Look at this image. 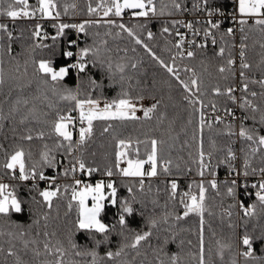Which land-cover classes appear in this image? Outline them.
Wrapping results in <instances>:
<instances>
[{"label":"trees","instance_id":"trees-1","mask_svg":"<svg viewBox=\"0 0 264 264\" xmlns=\"http://www.w3.org/2000/svg\"><path fill=\"white\" fill-rule=\"evenodd\" d=\"M193 1L176 0L180 5ZM54 2L57 6L50 17L38 11L26 19L12 20L0 16V23L6 24L12 33L9 39L6 32H0V71L4 80L0 86V183H3L2 178L10 182V191L15 192L22 209L19 213L12 211L7 216L0 215V264H56L57 261L62 264H94V261L95 264H173L172 257H176L175 264H200L201 228L204 264H264V205L256 199L257 189L250 186L249 193L242 198L244 202L256 205V214L240 216L236 191L232 196L227 192L231 179L222 181L219 190L208 184L213 172H229V165L221 161L227 157L229 148L235 151L238 135H227L226 125L230 123L227 121L211 124V127L205 125L201 131L199 118L203 107L185 100L188 96L202 101L203 105L215 103L219 109L235 105L227 96L216 95L213 91L216 87L224 91L236 83L234 68L227 64L233 56L231 44L227 42L222 46L219 42L199 47L192 57L178 55L179 49L175 47L177 21L172 18L177 9L173 7L172 0H154L156 15L149 13L148 17L132 19H121L114 14H109L110 18L101 17L104 8L97 6L103 0ZM208 4L228 8L231 3L229 0H209ZM38 6V0H28L27 10L35 11ZM89 6L97 11L89 13ZM161 11L163 15H160ZM110 20L114 23H108ZM60 24H84L85 28L78 31L69 27L57 35ZM119 24L131 29L134 35L130 36ZM37 25L39 37L33 34ZM164 27L170 31L163 32ZM260 27L254 23L246 26L245 61L250 67L245 70L251 73V77L246 79L249 90L258 93L256 97L248 98L264 107V99L259 95L264 92V87L258 83L264 80V47H261L264 45V32ZM148 32L153 34L151 39ZM137 38L141 44L136 43ZM221 47L225 49L223 56L218 54ZM84 48L91 51L81 61L79 53ZM69 51L73 53L70 57L65 55ZM152 53L174 67L180 79L177 80L161 66ZM40 60L49 61L54 68L78 62L86 63L87 67L82 73L70 68L59 81L54 82L47 77L48 83L45 84L36 72ZM118 66H123V71ZM221 66L226 68L223 73L219 71ZM193 79L197 81L199 92L191 84ZM181 80L189 84L195 95L185 92ZM69 90L80 100L91 98L112 102L128 98L135 103L154 101L156 107L149 117L144 113L135 114V120H94L92 136L84 144L76 145L79 130L74 131L73 150L69 153V142L54 132L58 116H71L77 109L75 101L61 98ZM124 93L128 95L125 97ZM17 100L20 103H16ZM244 115L251 117V110L244 109ZM255 115L259 120L260 113ZM109 124L112 127L105 132L104 128ZM231 124L233 132H238L236 125ZM245 125L253 126L251 118L245 121ZM255 127L264 134V126L257 123ZM28 135L33 139H24ZM153 139L158 141L157 175L146 176L141 190L143 177H125L117 169L116 153L120 150L117 143L119 140L130 141L128 158L147 160ZM247 143L239 137L243 166ZM20 149L25 152L26 168L36 165L37 173L57 172L67 178L66 183L45 188L41 182L29 185L18 178L13 179V175H18L2 165ZM136 149H139L138 154ZM201 150L205 153V162L210 164L203 178L198 175ZM44 152L53 158L54 167L43 161ZM77 160L83 161L87 169H97L98 174H104L109 168L113 172L110 178L104 179L105 185L108 181L113 182L116 188V203H111L108 196L100 213L101 220L108 227L105 233L94 229L82 230L77 226L79 205L72 200L70 189L76 173L70 166H74ZM249 160L250 173L251 168L264 166L261 153L249 156ZM168 161L170 163L166 164ZM123 164L121 161L120 168L125 167ZM165 164L168 172L164 171ZM150 167V164H145V169ZM202 179L207 189L203 226L198 214L190 213L183 217L184 206L180 203L190 186L191 191L198 195L195 185ZM173 181L178 186L175 199L171 198ZM57 187L59 191L49 207L40 193L47 189L56 191ZM124 201L133 208L131 214L122 212ZM122 214L125 216L124 226L119 224ZM177 216L183 218L177 219ZM145 232L151 235L132 247L135 237ZM242 235H248L252 241L250 257L242 255L247 250L241 241ZM97 240L101 241L99 245ZM45 244L48 245L47 250ZM58 248L61 252L56 251ZM9 250L14 254L9 255ZM118 251L121 253L119 256L109 258L107 255Z\"/></svg>","mask_w":264,"mask_h":264},{"label":"snow or ice","instance_id":"snow-or-ice-1","mask_svg":"<svg viewBox=\"0 0 264 264\" xmlns=\"http://www.w3.org/2000/svg\"><path fill=\"white\" fill-rule=\"evenodd\" d=\"M173 7L179 10L181 8V5L176 2V0H172ZM202 2L207 6L209 0H202ZM237 7L233 11L231 18L233 20H237V14L239 15V19L237 20V23L241 26V31H243V26L249 23V20H254V24L261 26L260 30L261 32H264V0H234ZM6 5V7H5ZM38 8L35 9V11H28V0H0V16H6L11 18L12 20H15L16 18L20 16L24 17H30L34 16L36 14V11L40 12L44 16H52L53 10L56 8V3L54 0H38ZM19 6V7H18ZM74 7V5H73ZM97 7H103V15L105 17L109 16V14H114L115 16L119 17L122 15L123 11L125 9H132V10H139V11H133V15L137 17H148L149 13L152 15H156V6L154 3V0H103L101 5H98ZM89 13L97 11L96 8H92L89 6L88 8ZM224 15V13L220 9H214V10H207V15L210 17L206 20L207 25H209V30H205L204 35L205 37H208L211 35L210 29H217L220 27L219 22H214L211 17L214 15ZM57 16H59V13H56ZM160 15H163V11L160 12ZM108 23H114L113 21H108ZM120 28L124 29L128 32L130 36H133L134 33L131 31V29L125 28L124 24L118 25ZM187 28L192 29L193 24L187 23L185 25ZM73 27L76 28L78 31H84L85 25L79 24V25H69V24H60L58 26L57 35L63 34L64 30L66 28ZM36 31L33 33L35 36L39 37V25L36 26ZM168 27L163 28V32L167 33L169 32ZM0 32H6L9 39L12 38L11 31H8V27L6 24L0 23ZM233 29L228 28L227 34L232 35ZM152 33L148 32V38H152ZM177 35L180 36V40L176 43L175 47L177 49H181L183 43H184V37L179 32H177ZM56 37H53V40H55ZM137 44H141L142 41L140 39H136ZM212 43L215 44L216 41L213 38ZM204 45H198V47H203ZM47 47V45H45ZM144 47L147 51L151 53V49L148 48V46L145 44ZM245 45H241V51L240 56L244 57L245 53L243 51V48ZM261 47H264V45H261ZM91 51L90 48H84L80 51L79 56L81 58V61H83V58L86 57L89 52ZM225 52V49L221 47L219 49V55L223 56ZM184 53L178 52V55H183ZM66 56H72V52L65 53ZM153 58L157 59L158 62L161 64V66L165 67L167 71L171 74H173L177 80L180 79L178 72L174 70V67L169 66L164 63V61L159 60L158 57L155 56L154 53H152ZM194 53L192 51L187 52L188 57H192ZM175 58H173L174 60ZM234 63L232 59H228L227 64L230 66ZM87 65L84 62H78L76 64H71L68 67H61L58 71L54 70L51 66L49 61L46 60H40L38 62V67L36 69V72L40 74L41 82L47 84L48 80L47 77H50L51 81H59L62 80L68 73L70 68H76L78 72H84ZM120 68V71H123V66H118ZM133 68L136 67L135 64L132 65ZM240 67L242 69L249 68L250 65L248 63L241 62ZM219 71L221 73L226 71V68L221 66L219 68ZM240 77L244 78L245 73L241 71L239 73ZM181 85L183 86L185 92L191 93L192 95H195V93H192V88H190L189 84L180 81ZM258 83L261 84L262 87H264V80L258 81ZM4 84L3 80V74L2 71H0V86ZM191 84L193 86H196V91L199 92V87L197 86V81L193 79L191 81ZM214 93L216 95H225L227 96L233 103L237 102V97L233 94L236 89L234 87H228L224 91H221L219 87H216L214 90ZM243 93L249 92V87L247 83L243 84V88L241 89ZM127 93H124L123 96H127ZM252 97H256L258 95L257 92L252 91L250 93ZM262 99H264V92H261L259 94ZM64 100L69 101H75V106L77 109H79V120L81 125H83L85 122L87 123V127L81 126L79 129V140L76 142V145H82L85 143V141L92 136L93 133V121L94 120H135L137 119L135 113H136V105L128 98H120L119 100H113L112 102L106 103L103 108H99V101L93 100L91 98L80 100L77 98V95H74L70 90L68 91L67 95L61 97ZM142 99V97H141ZM185 100H187L190 104H200L201 107H204L203 102L198 99H190L188 96H185ZM16 103H20L19 100L16 101ZM26 104L27 101H24ZM158 103V102H157ZM156 104H153L152 107L144 109V116L149 117V114L155 109ZM213 112L216 111V104L213 103L211 105ZM241 109H250L252 116L249 117L248 115H244L240 117V125H239V131L233 132V125L231 123L226 125L227 128V135H238L242 140L247 141V151L245 153V160H244V170L243 172H239L236 168H234L231 164V161L236 159L235 153L232 151L231 148L228 149L227 157L225 160H222L221 163H227L229 165V172L230 174H235V176H240L241 174L246 178L247 176L251 175H259L260 180L256 183H253L251 185L252 188L257 189L255 192L256 199L259 201L261 205H264V166L257 168H251V173L248 171V169L251 167V163L249 160V156H254L257 153H261V162L264 164V134H260V131L255 127V125L258 123L261 126H264V107H261L259 105H256L253 103L252 100H249L247 98H244L242 102L238 105ZM199 111V109H198ZM225 114L232 118V120H236L237 116L233 112L231 108H225L224 109ZM259 112V120L256 118V113ZM249 118L253 121V126L248 127L245 125V121H247ZM216 123H222V118L220 116L215 117ZM72 123V117L70 115H59L55 124H54V132L59 136L62 137L64 141H68V148L67 151L69 153L72 152L73 146H72V132L69 130V124ZM200 123V129L201 131L207 125L208 127H211V123L205 119V115L203 112L200 113L199 118ZM112 125L109 124L107 127L104 128V131L107 132L109 128H111ZM40 136L43 137V133H40ZM24 139L32 140L33 137L31 135H28L24 137ZM157 144L158 141L153 139L151 140V151L147 154V160L143 159H129L128 158V149L131 147L130 141L125 140H119L117 143V148L120 149L116 153V160L117 164L116 167L119 169L120 174L125 177H144L145 175L149 177H154L157 175ZM63 146V145H60ZM244 151V149H241ZM137 154L139 153V149L135 150ZM211 154H209L210 156ZM25 152L23 149L15 151L14 154L10 156V158L2 165L4 169L15 171L17 168L19 169V175H13V179H19L21 181L25 180H35L38 176L40 180L45 179H51L55 180V177L48 178L44 175L43 171H40L37 173L36 171V165H33L31 169L26 168L25 164ZM43 161L48 164L50 167H54L53 164V158L49 156L47 152H44L42 154ZM122 160L127 161V167L120 168V162ZM150 164V170L145 172L144 165ZM170 163V161L166 162ZM77 164L79 165L80 170H85V164L81 160H77ZM165 164L164 171L168 172V168ZM210 168V164L205 162V153L203 150L199 153V172L198 175L203 178L205 175V171ZM73 172L76 171V167L73 166L71 169ZM97 169L95 168H88V173L95 172ZM65 175L68 174L67 170H65ZM106 175L111 177L113 175V172L111 168L107 169ZM212 175L214 176L215 173L213 172ZM81 181L76 180V184L80 185ZM144 181L143 179L140 180V186L141 190L143 189ZM208 184L212 189H217V181L215 179H211L208 181ZM237 185V179L233 178L230 181V186L227 188V192L230 196L234 195L235 186ZM199 192L198 195L196 193H193L190 190L187 192H184L180 203L184 206V212L183 217H187L190 213H195L201 216V226H203V213L205 211V193L207 189L204 186L203 179L198 185H195ZM247 186L246 184L244 185ZM107 187L111 190L110 197H111V203H116V188L113 186V183L109 182L107 185H105L103 182L96 183V185L93 187L92 185H85L81 190L77 191L75 188H73L72 191V200L77 201L79 205V218L77 220V226L79 229L82 230H95L98 233H105L108 231V227L106 224L102 223L99 219L100 213L104 209V200L106 199L104 188ZM177 183L175 181L171 182V198H176L177 193ZM10 185L6 183H0V215L7 216L10 212L14 211L16 213L21 212V201L17 199V196L14 191L9 190ZM129 192L132 191L131 188L128 189ZM59 191V188L57 187L56 191H42L40 195L43 197L44 201L48 204L49 207H51V200L53 197L57 195V192ZM91 197L92 199V206L88 207L86 200L88 197ZM69 208L72 207V204L69 203ZM241 208H243V212L245 216H253L256 214V205L253 204L250 207H245L243 204L240 205ZM122 212L131 214L133 212V208L128 204L127 201L122 202L121 204ZM231 215V213H229ZM183 217L177 216V219H182ZM119 224L121 226L125 225V216L122 214L119 217ZM152 224L155 225V221H152ZM150 232H145L143 235H137L135 237V242L132 244V247H136L140 244L141 241L145 240L148 236H150ZM264 238V237H262ZM101 241L97 240L96 244L99 245ZM243 245L247 246V250L242 253L244 257H250L252 256V241L249 238V236L245 235L243 237L242 241ZM75 247V245H73ZM44 248L47 250L48 245L45 244ZM200 248H201V256H200V264H204V258H203V235H202V228H201V238H200ZM57 252H61V250L58 248L56 249ZM14 253L9 250V255H13ZM62 254V253H61ZM80 253H77L79 255ZM121 253L118 251L115 254L112 252H108L107 255L109 258H111L113 255L119 256ZM36 255H39V252L36 253ZM92 255L95 257V253L93 252ZM173 264H175L176 257H172ZM19 264V262H18ZM56 264H62L61 261H57ZM95 264V261H94ZM235 264V262H234Z\"/></svg>","mask_w":264,"mask_h":264},{"label":"built area","instance_id":"built-area-1","mask_svg":"<svg viewBox=\"0 0 264 264\" xmlns=\"http://www.w3.org/2000/svg\"><path fill=\"white\" fill-rule=\"evenodd\" d=\"M230 1V6L224 7V6H210L207 4V6L202 2V0H195L191 2L190 4H181V8L177 10V13L175 16L172 18L177 21V32H179L181 35L184 37V43L179 49V52H183L184 54L182 55L183 57H188L187 52L192 51L195 53L197 49L199 48L198 45H214L212 43L213 38L215 39L216 43L221 42L222 46L226 45L227 42H229L232 46L233 49V56L232 60L234 63L232 64V67L234 68V76L236 78V83L233 86L236 91L233 93L237 97V102L231 109L233 112L236 114L237 119L232 120L231 117L227 116L225 114L224 109H219L216 107V111L213 112L212 107L209 105H204L203 107V113L205 115V119L209 121L211 124H216L215 122V117L220 116L222 118V121H227L230 123H234L237 127V131H239V125H240V117L243 116V110L238 107L239 103L242 102L244 98L249 99L248 97L251 96L250 93L252 91L249 90L248 93H243L241 89L243 88V84L246 83V79L250 76L251 73L247 72L245 69H242L240 67L241 62L243 61L246 63L245 58H246V51H247V43L246 40L248 38L247 30H246V25L243 26V31H241V26L237 23V20L239 19V15L237 14V20H233L231 18V15L233 11L236 9L237 5L234 2V0H229ZM214 9H220L224 15H214L211 17V19L214 22H219L220 27L217 29H210L211 35L208 37H205L204 32L205 30H209V25H207L206 20L209 19L207 15V10H214ZM132 9H125L123 11V17H118L121 19H132V18H137V16L133 15ZM20 19H26L27 17L20 16L18 17ZM187 23H192L193 28L189 29L185 25ZM254 23V20L250 19L248 24ZM232 28L233 33L232 35L227 34V29ZM180 40V36L177 35L176 41L178 42ZM245 45L243 48V51L245 53L244 57L240 56V51H241V45ZM243 71L245 73V77L242 78L240 77L239 73ZM99 101V108H103L106 103L111 102L110 100L107 99H97ZM250 100V99H249ZM155 104L154 101H149L145 107V109L152 107V105ZM72 119L75 120V124L72 125L73 129L75 132H78L79 126H80V120H79V109H76L74 113L71 115ZM79 133H77L78 135ZM236 155V159L231 161V164L234 168H236L239 172H243V162L241 160V154H240V149H239V137L237 136L236 140V149L233 151ZM76 167V173L74 177L72 178V183L70 186L71 192L73 191V188H75L77 191L81 190L85 185H90L93 182H101L104 180L106 177L110 178L109 176L106 175V172L104 174H98L97 171L88 173L87 168L85 167V170H80L79 165L76 163L74 165ZM124 166V164H123ZM73 166H70L72 169ZM210 169V168H209ZM208 169V170H209ZM57 171V170H56ZM15 174L19 175V169L17 168L14 171ZM44 175L48 178L55 177V180L51 179H45V180H40L37 176L35 180L29 179L25 180L29 185H34L38 182H41L44 184L45 188H50L52 185H57L61 186L64 185L67 181L66 177L59 176L57 172H51V173H46L44 172ZM210 179H215L217 181V189L219 190L220 188V183L222 181H226L228 179H237V185L235 186V191L238 196V211L239 215L241 216L244 214L243 208L240 207L241 204H243L245 207H250L253 204L251 202H244L243 201V196L246 195V193H249L250 191V186L253 183H256L260 180V176L257 175H249L246 178L241 174L240 176H235V174H230L228 173H219V171L215 172V175L209 176ZM144 183H146V177L142 178ZM3 183L9 184L10 182L7 179L2 178L1 179ZM76 180H80L81 183L80 185L76 184ZM247 185L246 187L244 185ZM10 190V188H9ZM245 235L241 236V241H243V237ZM248 236V235H247ZM244 250V249H243Z\"/></svg>","mask_w":264,"mask_h":264},{"label":"rangeland","instance_id":"rangeland-1","mask_svg":"<svg viewBox=\"0 0 264 264\" xmlns=\"http://www.w3.org/2000/svg\"><path fill=\"white\" fill-rule=\"evenodd\" d=\"M134 11H139V10H134ZM119 17H123V13H122V15L121 16H119ZM53 67V66H52ZM61 68V67H60ZM60 68H54L53 67V69L54 70H56V71H58ZM135 105H136V108H137V110H136V113L135 114H142V113H144V109H145V107H146V105H147V102H144V103H135V102H133ZM75 124V120L74 119H72V123L71 124H69V130L72 132V137L74 136V134H75V132H74V129H73V127H72V125H74ZM81 126H83V127H87V123L85 122L83 125H81L80 124V126H79V129H80V127ZM78 136H79V134H78ZM124 162V166L125 167H127V161L126 160H122V163ZM124 167V168H125ZM145 172H147V171H149L150 169H145V165H144V169H143ZM147 175H145L144 177H146ZM101 182H103L104 184H105V181L104 180H102ZM96 183H99L98 181H96V182H93V183H91L90 185H92L93 187L96 185ZM107 183H109V181L107 182ZM111 183H113V182H111ZM107 185V184H106ZM114 186V185H113ZM47 191H55L54 189H47ZM110 192H111V190L109 189V190H107L106 191V188H104V193H105V196H106V198L108 197V196H110L109 194H110ZM106 200V199H105ZM105 200H104V205H105ZM86 203H87V206L88 207H91L92 206V199H91V197L89 196L88 197V199L86 200ZM99 219L101 220V218L99 217ZM101 222L102 223H104L102 220H101ZM105 224V223H104Z\"/></svg>","mask_w":264,"mask_h":264},{"label":"crops","instance_id":"crops-1","mask_svg":"<svg viewBox=\"0 0 264 264\" xmlns=\"http://www.w3.org/2000/svg\"><path fill=\"white\" fill-rule=\"evenodd\" d=\"M103 11H101V13H102ZM101 17H105L103 14L101 15ZM105 18H110L109 16H107V17H105ZM133 102V101H132Z\"/></svg>","mask_w":264,"mask_h":264}]
</instances>
